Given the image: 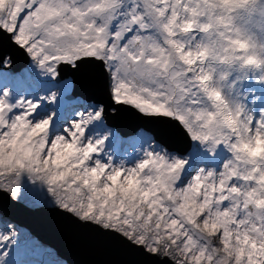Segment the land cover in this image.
<instances>
[{"label": "snow or ice", "instance_id": "snow-or-ice-1", "mask_svg": "<svg viewBox=\"0 0 264 264\" xmlns=\"http://www.w3.org/2000/svg\"><path fill=\"white\" fill-rule=\"evenodd\" d=\"M242 31L207 0H0V196L17 200L27 173L131 264H264V161L241 150L264 115L231 82ZM41 82L35 101L12 87ZM105 99L153 126L133 167L94 156ZM221 146L219 167L193 165ZM16 235L5 222L0 249Z\"/></svg>", "mask_w": 264, "mask_h": 264}, {"label": "rangeland", "instance_id": "rangeland-1", "mask_svg": "<svg viewBox=\"0 0 264 264\" xmlns=\"http://www.w3.org/2000/svg\"><path fill=\"white\" fill-rule=\"evenodd\" d=\"M238 76H242V73L234 69L231 82L236 84L235 97L239 98V101L250 110L255 120L259 121L261 112L264 111V85L256 84L251 78L247 80L237 79ZM249 77H251L250 73ZM12 87L17 95L35 101L39 99V95L44 94L52 86L46 82H41L38 87H25L16 84H13ZM62 115L65 114L62 113ZM145 132L147 133V131ZM88 135L93 139L103 140V145L98 146V152L94 156L102 162L111 163L114 166H121L122 164L127 167L135 166L142 158L146 147V143L138 136V132L132 136L124 137L115 128L108 126L105 120L91 127ZM259 150L264 151V147ZM226 155L223 146L215 155L200 152L199 159H194L193 165L219 167ZM124 186L129 187L127 181ZM16 201L31 209L55 207L47 185L40 180L30 178L27 173L20 177ZM5 222L14 225L18 233L13 237L15 244L11 245L10 248L6 245L0 249V251L9 252L7 264H68L58 256L55 250L38 241L27 229L0 214V230H3ZM8 230L7 227L4 228V231Z\"/></svg>", "mask_w": 264, "mask_h": 264}, {"label": "water", "instance_id": "water-1", "mask_svg": "<svg viewBox=\"0 0 264 264\" xmlns=\"http://www.w3.org/2000/svg\"><path fill=\"white\" fill-rule=\"evenodd\" d=\"M25 64L26 58L19 57L17 67ZM105 103L109 102L105 99ZM105 122L124 137L132 136L140 129L151 132L153 128L131 109L121 111L119 118L113 117L110 103ZM0 214L27 229L68 264H131L134 259L117 245L106 243L96 230L74 223L55 207L31 209L2 195Z\"/></svg>", "mask_w": 264, "mask_h": 264}, {"label": "clouds", "instance_id": "clouds-1", "mask_svg": "<svg viewBox=\"0 0 264 264\" xmlns=\"http://www.w3.org/2000/svg\"><path fill=\"white\" fill-rule=\"evenodd\" d=\"M207 2L209 8L223 13L229 23L234 19L243 30L237 35V38L243 36L245 43L243 49L236 47L240 57L244 58L236 69L242 73L237 79L251 78L256 84L264 85V0H207ZM261 115H264V111ZM261 147H264V140L256 139L255 142L248 141L247 148L241 145V150L249 159L264 161V151L259 150Z\"/></svg>", "mask_w": 264, "mask_h": 264}]
</instances>
